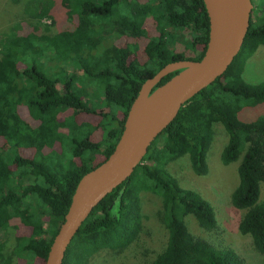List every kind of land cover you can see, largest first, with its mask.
Listing matches in <instances>:
<instances>
[{"label": "trees", "instance_id": "obj_1", "mask_svg": "<svg viewBox=\"0 0 264 264\" xmlns=\"http://www.w3.org/2000/svg\"><path fill=\"white\" fill-rule=\"evenodd\" d=\"M251 1L248 30L227 70L179 109L131 176L93 209L71 240L63 264H89V258L103 248L119 251L132 243L142 228V190L161 197V220L168 231L165 248L150 264H245L232 248H217L189 231L185 221L189 214L204 229H214V208L196 190L180 186L167 169L170 161L187 155L194 173L206 174V152L217 122L228 135L221 161L229 164L241 156L238 182L230 196L232 206L244 210L238 229L250 236L257 252L264 253V113L250 121L238 117L243 108L264 103V81L249 83L243 78L247 57L264 46V0ZM59 2L68 19H77L71 32L51 35L41 30L40 21L51 17L57 0H28L24 12L33 20L28 30L0 32V264H12L14 256L44 264L79 179L114 149L141 84L170 61L200 59L208 41L204 0ZM149 18L156 34L148 37L143 60L134 55L135 43H113L122 36L141 38ZM76 69L82 71L81 76ZM176 73L165 75L153 89ZM80 77L98 80L105 102L118 106L121 115L108 117L111 110L89 107L74 82ZM20 106L27 109L33 123L22 117ZM68 109L71 114L60 120V113ZM82 111L98 112L102 118L83 138L71 140L66 167L52 168L21 154L22 148L41 154L44 147L53 146L60 133L57 129L70 125L66 116ZM88 124L82 122L79 128ZM99 127L102 137L94 140L92 133ZM160 137L163 140L157 145ZM97 155L101 158L94 163ZM15 220L28 231L6 254L3 235L10 225L17 226Z\"/></svg>", "mask_w": 264, "mask_h": 264}, {"label": "rangeland", "instance_id": "obj_2", "mask_svg": "<svg viewBox=\"0 0 264 264\" xmlns=\"http://www.w3.org/2000/svg\"><path fill=\"white\" fill-rule=\"evenodd\" d=\"M28 0H0V32H8L16 29L20 32H26L29 23L33 22L24 12L25 3ZM253 9V8H252ZM77 24V19H68L65 8L59 0L54 7L51 17L40 21L43 33L56 34L59 32H71ZM156 34L152 20L149 18L145 23V33L138 40H130L126 36L118 37L112 40L115 45L124 46L125 44L135 43L138 47L134 55H138L143 60L146 57L145 45L148 37ZM198 53V50H197ZM69 69L72 68L68 65ZM68 72V71H67ZM77 75H82L80 69L75 70ZM65 73V72H61ZM68 76L70 73L68 72ZM243 78L249 83L264 81V46L258 47L249 57H247L243 70ZM85 80V83L82 81ZM75 84L82 89L84 99L88 100V105L96 111H112L108 117L117 114L121 115L120 108L114 104L107 105L103 97V87L96 79H86L83 77L74 80ZM62 83H58V88L62 90ZM77 88V86H75ZM23 118L33 123L27 109L19 107ZM68 109L61 112L60 120L65 115L71 114ZM264 113V103L258 104L253 108H243L239 113V119L250 121ZM70 123L66 128H59L57 132L59 137L53 146H46L41 154H36L35 150L22 148L21 154L34 160L44 161L50 167H66L72 154V139H81L91 130L92 124L98 125L101 116L97 113L79 112L75 116H66ZM105 118H103L104 120ZM107 121V120H106ZM82 122L89 123L87 127L79 128ZM71 126V127H70ZM212 138L206 152L208 171L206 174L198 175L192 170L187 155L170 161L167 165L168 171L175 177L180 186L190 188L199 192L213 206L217 224L212 230H206L200 226L194 215L189 214L186 217V225L189 231L196 237L209 241L217 248H232L245 260V264H264V253H259L252 245L251 238L247 234H242L238 229V222L242 217L244 210L235 209L230 201L231 192L238 182L237 167L241 156L236 161L224 164L221 161V151L227 142V132L219 122L212 126ZM92 139L99 140L102 137V129L99 127L92 133ZM157 145H161L162 137ZM0 142L1 139H0ZM242 154V153H241ZM97 155L94 163L100 160ZM29 178L26 180L28 181ZM140 210L142 214V228L136 239L122 250L115 251L103 248L95 252L89 258V264H150L152 259L160 253L166 245L168 231L161 220L162 199L151 191L142 190L139 192ZM261 199H264V185L261 187ZM17 226L10 227L4 233L6 254H10L17 244L18 239L27 233V228L22 226L19 221H13ZM12 224V225H13ZM71 243V242H70ZM40 262H30L22 260L16 256L13 257L12 264H39Z\"/></svg>", "mask_w": 264, "mask_h": 264}, {"label": "water", "instance_id": "obj_3", "mask_svg": "<svg viewBox=\"0 0 264 264\" xmlns=\"http://www.w3.org/2000/svg\"><path fill=\"white\" fill-rule=\"evenodd\" d=\"M204 1L209 16V36L203 56L198 60L170 61L141 84L114 149L79 179L44 264H63L71 240L93 209L131 176L151 143L179 109L224 74L239 53L249 27L252 1ZM174 71L177 73L166 83L153 89L165 75Z\"/></svg>", "mask_w": 264, "mask_h": 264}, {"label": "bare ground", "instance_id": "obj_4", "mask_svg": "<svg viewBox=\"0 0 264 264\" xmlns=\"http://www.w3.org/2000/svg\"><path fill=\"white\" fill-rule=\"evenodd\" d=\"M216 11V10H215Z\"/></svg>", "mask_w": 264, "mask_h": 264}]
</instances>
